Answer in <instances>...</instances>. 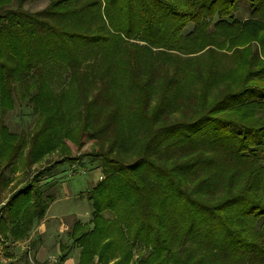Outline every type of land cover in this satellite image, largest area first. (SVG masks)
<instances>
[{
    "label": "trees",
    "instance_id": "1",
    "mask_svg": "<svg viewBox=\"0 0 264 264\" xmlns=\"http://www.w3.org/2000/svg\"><path fill=\"white\" fill-rule=\"evenodd\" d=\"M24 1L0 0V105L21 99L32 104L27 116L49 117L77 88L78 145L92 143L88 165L105 175L90 197L91 228L75 221L68 232L79 264H109L101 212L116 198L152 248L136 264H264V0H51L38 12ZM23 136L0 127V200ZM37 138L34 162L46 155ZM127 142L138 151L124 166ZM47 170L9 193L5 240L25 238L44 216ZM118 244L114 263L128 264L134 242Z\"/></svg>",
    "mask_w": 264,
    "mask_h": 264
},
{
    "label": "rangeland",
    "instance_id": "2",
    "mask_svg": "<svg viewBox=\"0 0 264 264\" xmlns=\"http://www.w3.org/2000/svg\"><path fill=\"white\" fill-rule=\"evenodd\" d=\"M50 1L51 0H25L22 4V8L28 12H38L47 8L51 3ZM243 15L247 16V13ZM192 28V24H188L184 28V33H188ZM139 44L143 45V43ZM202 52L204 51L197 54ZM200 65L202 67L204 66L203 63H200ZM54 73V75L58 77L55 80H60L61 76L68 73V70L62 68L61 70L54 71ZM91 75V72H86L84 79L87 76V78H89V76L91 77ZM85 81L87 80L85 79ZM19 85L22 87L20 83ZM112 87L118 89L116 86ZM58 89H60V87L53 85L52 90L55 93L58 92ZM19 91V96H22V90ZM76 93L77 88L71 86L65 94H61L58 111L52 112L51 115L54 114L52 117H50L51 115L45 117L40 111H36L34 116H27L29 112L33 111L32 104H26V102L21 99L10 102V105L7 104V106L0 105V127L4 125L11 131L23 133L24 135V141L18 154L19 156L6 171L11 180V184H9V189L0 202L6 203L9 193L15 190V188L17 190L24 184L32 181L36 172L43 168L48 169V174L44 176L48 177L54 174L55 182L50 191L51 194L54 195L56 201L49 207L45 217L49 218L48 216H55L52 219H48L49 222L46 223L47 225L50 224L51 233L55 237L57 235L61 236L63 228L71 223L72 217L78 218L80 227L85 225L84 227L88 226L91 228L92 225H89V220L91 219L93 206L90 197L94 192L95 186L105 178L100 168L91 169L88 165L89 158L87 153L93 151L94 146L92 143L84 139L83 145L79 148L78 140L79 134L82 131V118L80 114H78L79 108L76 106ZM177 115L181 116L179 110H177L176 113L173 112L169 114L167 118L170 120ZM33 134H38V138L36 139V144L32 145V147H38L46 152V155L36 162L32 159L29 160V156L31 157L32 154L30 147L32 143H30V140ZM128 134L132 136L133 132H128ZM129 142L123 146L124 148L122 151H126L124 155L121 154L117 159L124 166L133 163L137 158V144H129ZM53 143L57 145L55 148L49 149ZM28 163H30V166H27ZM54 165L56 171L54 169L52 170V166ZM49 168H51V172ZM94 174L100 175L99 179H97L98 181H96L97 176H94ZM120 174L121 173H118L119 183L123 181V177ZM120 200V198H116L113 204H108L101 212L102 220L105 221L106 227L110 230L108 235L104 236L103 242L111 247L108 251L110 257L109 264H115L114 262L122 260V253L124 251L113 249L115 246H120L118 243L122 244L123 242H128V244H130L131 241L134 242V246L130 248L131 260L128 261V264H136L142 257L151 254L152 248L150 245H145L140 241L139 237L135 239V234L138 235L139 229L141 228V221L135 219L136 211L132 213L134 219H129L128 215L124 214L123 209L125 204L123 202L121 203ZM0 241L2 242H0V259L2 260L0 264H23L22 259H19V257L17 258L15 250L12 249V243L7 240L3 242L2 238H0ZM187 247L188 243H182L180 247L177 248L181 256L188 252L186 251ZM193 260L195 259L191 258L190 262ZM162 262H164L163 264H170L168 260H163ZM200 264L216 263L205 261L204 259Z\"/></svg>",
    "mask_w": 264,
    "mask_h": 264
},
{
    "label": "crops",
    "instance_id": "3",
    "mask_svg": "<svg viewBox=\"0 0 264 264\" xmlns=\"http://www.w3.org/2000/svg\"><path fill=\"white\" fill-rule=\"evenodd\" d=\"M55 170V165L52 166V170ZM51 172V170H50ZM56 173V172H54ZM94 176H97V179H99V176L94 174ZM54 174L49 175L48 177L42 176L39 179V186L42 190H47L51 194V188L54 185ZM52 195V194H51ZM56 201L54 195L53 200L48 204L45 214L49 207ZM4 207V206H3ZM2 207V215L4 214V210ZM44 216L36 223L28 233V235L20 240L11 241L12 243V249L15 250V253L17 255V258L22 259L23 264H79V256H80V249L77 248L75 245L72 244L68 232L72 226V224L75 221H78V218L71 219V223L64 227L62 230L61 236H54L51 233V227L50 224H46L49 222L48 219H52L55 216H48L49 218ZM2 215L0 218V221L2 219ZM66 231V232H64ZM60 232V231H59ZM0 238H4L2 234L0 233ZM1 242V241H0ZM2 243V242H1ZM11 247V246H9ZM20 251V254H19ZM62 252L65 253V257L61 260H59V257L62 255ZM53 256L56 259L55 263H49L47 262V259ZM96 261V260H95ZM93 264H97L96 262H93Z\"/></svg>",
    "mask_w": 264,
    "mask_h": 264
},
{
    "label": "built area",
    "instance_id": "4",
    "mask_svg": "<svg viewBox=\"0 0 264 264\" xmlns=\"http://www.w3.org/2000/svg\"><path fill=\"white\" fill-rule=\"evenodd\" d=\"M5 202H0V218H1V215H2V207L3 206H5ZM2 260L0 259V262H1ZM47 262H49V263H55L56 262V259H55V257H53V256H50L48 259H47Z\"/></svg>",
    "mask_w": 264,
    "mask_h": 264
}]
</instances>
